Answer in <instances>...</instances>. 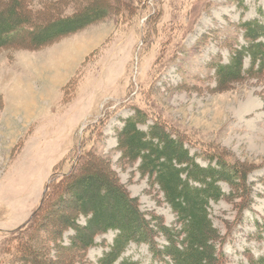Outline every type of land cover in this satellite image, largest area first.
<instances>
[{"label":"rangeland","instance_id":"1","mask_svg":"<svg viewBox=\"0 0 264 264\" xmlns=\"http://www.w3.org/2000/svg\"><path fill=\"white\" fill-rule=\"evenodd\" d=\"M87 3L26 4L46 20ZM107 3L104 19L45 45L0 48V264H101L116 231L80 246L73 227L86 217L67 179L80 168L112 177L146 217L174 223L158 186L118 146L136 110L147 118L140 128L161 123L201 164L213 154L246 171L245 182L221 183L210 216L228 264H253L264 256V71H247L246 57L243 77L222 86L215 66L249 42L242 24L263 17L264 0ZM123 260L162 264L147 243L130 242L114 264Z\"/></svg>","mask_w":264,"mask_h":264},{"label":"trees","instance_id":"2","mask_svg":"<svg viewBox=\"0 0 264 264\" xmlns=\"http://www.w3.org/2000/svg\"><path fill=\"white\" fill-rule=\"evenodd\" d=\"M87 1L73 14L42 20L32 13L27 0H0V48L21 44L37 48L104 19L111 10L109 0ZM261 14L262 18L242 24L249 42L234 49L228 63L216 64V78L222 86L243 77L246 57L250 59L247 71H264V13ZM146 120L140 110L125 118L118 146L124 148L130 160L139 161L141 174L158 186L175 214L174 223L169 226L156 215L146 217L135 199L121 190L112 177L100 170L92 173L80 168L78 173L67 176L69 188L73 189L70 198L78 203V214L86 217L84 225L73 227L80 246L91 245L93 235L99 232L114 230V242L101 264H114L130 242L147 243L153 258L162 264H228L222 250L223 236L210 216V205L225 195L221 183H240L246 171L213 154L206 155V165L201 164L181 136L161 123L154 122L146 130L140 128ZM159 236L164 238V244L158 242ZM251 262L264 264V256ZM120 264L135 262L123 260Z\"/></svg>","mask_w":264,"mask_h":264},{"label":"bare ground","instance_id":"3","mask_svg":"<svg viewBox=\"0 0 264 264\" xmlns=\"http://www.w3.org/2000/svg\"><path fill=\"white\" fill-rule=\"evenodd\" d=\"M46 75H48V74H46ZM33 91V90H32ZM28 95V94H27ZM35 103V102H34ZM30 104V103H29ZM32 105V104H31ZM38 105V104H37ZM37 105L35 106V107H37ZM32 107V106H31ZM30 108V107H29ZM27 109V108H26ZM32 109H33V107H32ZM30 110V109H29ZM35 118V117H34ZM30 123V122H29Z\"/></svg>","mask_w":264,"mask_h":264}]
</instances>
